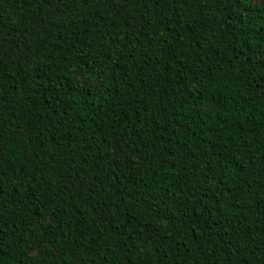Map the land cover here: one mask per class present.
Wrapping results in <instances>:
<instances>
[{"label":"trees","instance_id":"trees-1","mask_svg":"<svg viewBox=\"0 0 264 264\" xmlns=\"http://www.w3.org/2000/svg\"><path fill=\"white\" fill-rule=\"evenodd\" d=\"M0 264H264V0H0Z\"/></svg>","mask_w":264,"mask_h":264}]
</instances>
